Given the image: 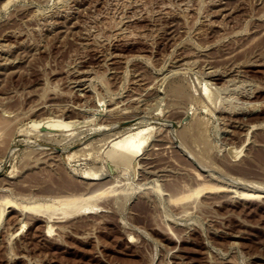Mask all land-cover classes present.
<instances>
[{
    "label": "rangeland",
    "instance_id": "rangeland-1",
    "mask_svg": "<svg viewBox=\"0 0 264 264\" xmlns=\"http://www.w3.org/2000/svg\"><path fill=\"white\" fill-rule=\"evenodd\" d=\"M0 42V264H264V0H0Z\"/></svg>",
    "mask_w": 264,
    "mask_h": 264
},
{
    "label": "bare ground",
    "instance_id": "bare-ground-1",
    "mask_svg": "<svg viewBox=\"0 0 264 264\" xmlns=\"http://www.w3.org/2000/svg\"><path fill=\"white\" fill-rule=\"evenodd\" d=\"M7 34V33H6ZM1 43V42H0ZM2 44V43H1ZM4 45V44H3ZM6 46V45H5ZM8 46V44H7ZM11 46V45H10ZM6 48V47H5ZM4 73V72H3ZM7 75V74H6ZM180 87V86H179ZM206 87V86H205ZM181 88V87H180ZM182 89V88H181ZM206 90V91H205ZM177 91H178V88H177ZM210 91V90H208ZM180 92V91H179ZM205 92L204 96L207 95V93L209 94V92H207V88L204 89ZM210 96V94H209ZM208 96V97H209ZM207 96L204 97V99L206 100H209V97L208 98ZM203 100V99H202ZM205 102V101H204ZM209 102V101H208ZM249 103V102H248ZM246 104V103H245ZM210 106L208 103H207V107ZM209 108V107H208ZM5 110V109H4ZM210 110H212L210 108ZM15 112V111H14ZM49 116V115H48ZM4 117V116H3ZM9 117H4L2 118V120L0 121V124H2V126L4 125V127L6 126L7 128V125H9V121H11V119H9ZM43 118V117H42ZM41 118V119H42ZM53 118V117H52ZM34 120V119H33ZM162 120V119H161ZM165 120V119H164ZM231 120V119H230ZM16 121V120H14ZM13 123V122H12ZM11 123V125H12ZM165 124V123H164ZM28 125V124H27ZM237 125V124H235ZM1 126V125H0ZM29 126V125H28ZM34 129L33 130H36L37 132H39L40 135L44 136V137H51L53 136V132L56 131V130H63L64 129H69L71 124L70 122H63V120H54V119H42L40 120L39 122H34ZM10 125L8 127V129L11 131L10 129ZM106 127V126H105ZM114 127V126H113ZM72 128V127H71ZM102 128V126H101ZM3 129V128H2ZM1 129V130H2ZM32 130V131H33ZM46 130V131H45ZM151 130H152V127H141V128H128L127 130L123 131L124 133L120 134V138L119 136L116 137L114 140H116L113 144H112V148L110 149L109 153H108V156L110 158H114L116 156H120L124 159H127V160H131L132 158H134L135 156H138L140 154L141 151H143L145 149V145L148 143V141L150 140V136H151ZM7 131V130H6ZM5 132V131H4ZM3 132V133H4ZM68 132V131H67ZM70 132V131H69ZM153 132V131H152ZM1 133V134H3ZM11 133V132H10ZM56 133V132H55ZM59 133V132H58ZM0 134V135H1ZM64 134V133H62ZM72 134V133H71ZM8 135V134H7ZM5 136V135H4ZM9 136V135H8ZM165 136V135H164ZM161 137V136H160ZM1 138V137H0ZM110 138V136H109ZM119 138V139H117ZM163 138V136L161 137ZM112 139V138H111ZM160 139V138H159ZM113 141V139H112ZM162 141V139H161ZM110 142V141H109ZM228 157V156H227ZM193 158V157H192ZM230 159V158H229ZM197 161V160H196ZM127 165V164H126ZM124 168V167H123ZM126 169H128L127 167H125ZM99 170V169H98ZM103 170L105 169H100V172H92V171H86L85 174H84V177L86 179H93V180H96V179H100L101 178V175H103ZM131 170V169H130ZM216 171V170H215ZM102 172V173H101ZM106 173V171H105ZM107 174V173H106ZM105 176V175H104ZM230 179V178H229ZM233 179V178H232ZM235 180V179H233ZM215 181V180H214ZM235 182V181H234ZM239 182V181H238ZM237 183V182H236ZM240 183V182H239ZM245 184V183H244ZM217 185V184H216ZM219 185V184H218ZM223 185V184H222ZM236 185V184H234ZM239 185V184H238ZM242 185V184H241ZM249 185V184H248ZM219 186H216V189L219 191H227L226 188L224 187H219V189L217 188ZM206 188H209L211 190H213L215 187L211 186V184H209V186H207ZM253 188V187H252ZM256 188V187H254ZM99 189V188H98ZM230 191V189H229ZM244 191V190H243ZM100 193L98 194H95V195H91L89 197H87L83 202H81L79 205H77V203H74L73 200H69V201H63V203H59L61 204L60 206L58 205V210L54 211V209H56L57 206H52L51 204L48 206V207H51L53 208V211H54V214L55 212H58V214H63L64 215H72L74 213H79L82 211V208H86V207H92V203H93V199L96 197V195H99ZM238 197L242 198V199H259V198H264V190L261 188L260 189H255L253 191H244V192H240L238 195ZM9 208H16V209H20V210H23V211H26V210H35L37 209V207H34L33 206H29V205H23V204H18L17 202H13V201H8V205H7ZM50 208V209H52ZM61 210V211H60ZM57 214V213H56ZM50 232V231H48ZM47 232V234H48Z\"/></svg>",
    "mask_w": 264,
    "mask_h": 264
}]
</instances>
